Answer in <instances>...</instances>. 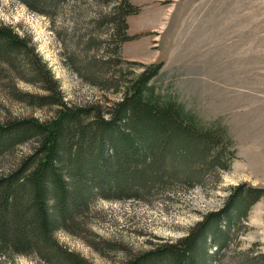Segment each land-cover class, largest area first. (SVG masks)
Returning <instances> with one entry per match:
<instances>
[{
    "label": "rangeland",
    "instance_id": "1",
    "mask_svg": "<svg viewBox=\"0 0 264 264\" xmlns=\"http://www.w3.org/2000/svg\"><path fill=\"white\" fill-rule=\"evenodd\" d=\"M117 2L60 0L40 14L19 0H0V25L11 26L27 51L0 52V121L49 119L58 105L40 104L46 94L69 106L105 107L120 98L125 82L162 61L149 84L223 130L226 152L217 159L230 166L200 165L185 179L93 197L54 232L58 244L86 264H125L184 236L205 213L221 208L235 186L264 188V0H129L138 10L125 16L131 37L125 41L119 25L107 21L122 11L125 4ZM49 84L58 93L44 89ZM34 146L32 139L2 154L0 173ZM245 214L223 248L208 239L212 264H264V195ZM225 227L221 222L220 230ZM0 264L49 263L10 254L0 255Z\"/></svg>",
    "mask_w": 264,
    "mask_h": 264
},
{
    "label": "trees",
    "instance_id": "2",
    "mask_svg": "<svg viewBox=\"0 0 264 264\" xmlns=\"http://www.w3.org/2000/svg\"><path fill=\"white\" fill-rule=\"evenodd\" d=\"M19 1L47 14L45 8L60 0ZM117 1L125 5L107 21L124 32L125 16L138 7L129 0ZM123 35L124 41L131 38ZM0 52L27 54L11 26L0 25ZM162 65L159 61L145 66L123 84L120 98L105 107L69 106L46 94L38 97L40 104L58 105L49 119L0 121V156L18 144L35 141L14 169L0 173V255H35L49 264H86L58 244L54 232L74 220L93 197H109L108 193L120 197L124 190L150 181L159 185L175 176L185 179L200 165L229 168V162L218 160L226 152L223 130L219 134L217 126L202 122L182 103L149 84ZM34 69L38 73V67ZM44 89L58 93L56 85ZM263 195L264 188L237 185L221 208L205 213L184 236L125 264H212L210 241L223 248L233 223ZM221 222L226 224L223 231Z\"/></svg>",
    "mask_w": 264,
    "mask_h": 264
}]
</instances>
